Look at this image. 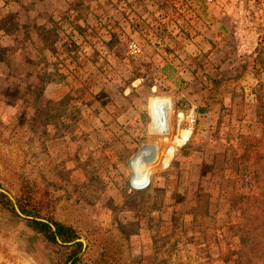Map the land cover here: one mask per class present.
<instances>
[{
  "label": "rangeland",
  "instance_id": "rangeland-1",
  "mask_svg": "<svg viewBox=\"0 0 264 264\" xmlns=\"http://www.w3.org/2000/svg\"><path fill=\"white\" fill-rule=\"evenodd\" d=\"M0 5V189L25 216L74 229L77 264H264V0ZM5 199L0 264L73 259Z\"/></svg>",
  "mask_w": 264,
  "mask_h": 264
},
{
  "label": "trees",
  "instance_id": "trees-1",
  "mask_svg": "<svg viewBox=\"0 0 264 264\" xmlns=\"http://www.w3.org/2000/svg\"><path fill=\"white\" fill-rule=\"evenodd\" d=\"M44 77H40V83L39 85H45L48 83V81L45 79V74L42 73ZM41 86V87H42ZM152 148V147H151ZM148 150V153L150 150ZM155 147H153V150ZM136 157L134 158V162H136ZM0 198L5 199V196L3 194H0ZM5 204L10 207V201L5 199ZM18 208L21 211L22 214L30 216L31 212L27 210L25 207L20 205L18 203ZM30 229L35 232L36 235H40L45 241L55 245L59 246V244L56 242V238H58L62 243H71L74 240L78 239L79 236L77 232L72 229L69 226H65L61 223L57 222H51L49 221L52 226L55 228V231L53 232L51 227L43 222L36 221L35 219L32 220H25ZM64 249H71V253L68 256L69 259H72L76 254L80 253L82 250V244L81 243H74L71 246H62ZM79 262V259H75L72 264H77Z\"/></svg>",
  "mask_w": 264,
  "mask_h": 264
},
{
  "label": "built area",
  "instance_id": "built-area-1",
  "mask_svg": "<svg viewBox=\"0 0 264 264\" xmlns=\"http://www.w3.org/2000/svg\"><path fill=\"white\" fill-rule=\"evenodd\" d=\"M181 115H182V117H180L179 119L180 120H184L183 130H186V131L188 130L189 133L186 134V135L185 134H182V135L179 134V135L175 136L177 141L173 140L174 143L170 145V147L171 148L173 147L174 150L177 149V147H183V146L187 145L190 142V139H191V137L193 135V128H194V125H195V121H196V118H197V114L195 112V108L194 107L191 108L190 112L185 117L183 116L182 113H181ZM165 120L166 119H164L163 125L160 126V129L162 131H167V123H166ZM135 181H137V180L135 179V180H133L131 182V187L134 190H136V191H143V190H145L148 187V182H147V186L146 187L135 188V187H133V182H135Z\"/></svg>",
  "mask_w": 264,
  "mask_h": 264
},
{
  "label": "water",
  "instance_id": "water-1",
  "mask_svg": "<svg viewBox=\"0 0 264 264\" xmlns=\"http://www.w3.org/2000/svg\"><path fill=\"white\" fill-rule=\"evenodd\" d=\"M0 193H3L4 195H6L9 199H10V201L12 202V204H13V207H14V211H15V213L20 217V218H23V219H33V218H31V217H27V216H25V215H23L22 213H21V211L19 210V208H18V206L16 205V203H15V201L12 199V197L8 194V193H6L5 191H3V190H1L0 189ZM36 221H39V222H43V223H45V224H47V225H49L50 227H51V229H52V231L54 232L55 231V228L52 226V224H50L48 221H45V220H39V219H35ZM56 241H57V243H59L60 245H72V244H74V243H81L82 244V251H84L85 250V243H84V241H82V240H80V239H76V240H74L73 242H71V243H62L58 238H56ZM79 255H77V256H75V258L76 257H78ZM73 260H74V258L68 263V264H72L73 263Z\"/></svg>",
  "mask_w": 264,
  "mask_h": 264
},
{
  "label": "crops",
  "instance_id": "crops-1",
  "mask_svg": "<svg viewBox=\"0 0 264 264\" xmlns=\"http://www.w3.org/2000/svg\"><path fill=\"white\" fill-rule=\"evenodd\" d=\"M210 5H211V3H210ZM0 6H1V5H0ZM7 7H8V6L6 5V8H7ZM219 10L221 11V8H219ZM223 10H224L223 12H220V14H221V13H222V14L219 15V17H222V16L227 17L228 14H227V9H226V7H224ZM218 19H219V18H218ZM216 20H217V18H216ZM215 22H216V21H215ZM215 22L213 23V27H214V28H217V27H216V24H217V23H215ZM219 25H221V23H219ZM219 25H217V26H219ZM222 26H226V24H225V25L222 24ZM165 105H166V102H165ZM157 124H158V121H157Z\"/></svg>",
  "mask_w": 264,
  "mask_h": 264
},
{
  "label": "clouds",
  "instance_id": "clouds-1",
  "mask_svg": "<svg viewBox=\"0 0 264 264\" xmlns=\"http://www.w3.org/2000/svg\"><path fill=\"white\" fill-rule=\"evenodd\" d=\"M147 179H143L141 181H135L133 182V187L140 188V187H146L147 186Z\"/></svg>",
  "mask_w": 264,
  "mask_h": 264
}]
</instances>
